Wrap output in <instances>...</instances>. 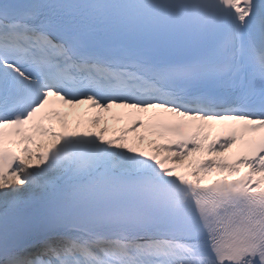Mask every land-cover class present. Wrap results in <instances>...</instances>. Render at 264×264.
Masks as SVG:
<instances>
[{
  "label": "snow or ice",
  "instance_id": "obj_1",
  "mask_svg": "<svg viewBox=\"0 0 264 264\" xmlns=\"http://www.w3.org/2000/svg\"><path fill=\"white\" fill-rule=\"evenodd\" d=\"M0 264H264V0H0Z\"/></svg>",
  "mask_w": 264,
  "mask_h": 264
},
{
  "label": "bare ground",
  "instance_id": "obj_2",
  "mask_svg": "<svg viewBox=\"0 0 264 264\" xmlns=\"http://www.w3.org/2000/svg\"><path fill=\"white\" fill-rule=\"evenodd\" d=\"M66 110H67V109H66ZM112 126H117V127H118L119 125H116L114 121H111L110 129H111ZM110 134H111V130H110V132H109V135H110Z\"/></svg>",
  "mask_w": 264,
  "mask_h": 264
},
{
  "label": "rangeland",
  "instance_id": "obj_3",
  "mask_svg": "<svg viewBox=\"0 0 264 264\" xmlns=\"http://www.w3.org/2000/svg\"><path fill=\"white\" fill-rule=\"evenodd\" d=\"M109 123L111 124V121Z\"/></svg>",
  "mask_w": 264,
  "mask_h": 264
}]
</instances>
